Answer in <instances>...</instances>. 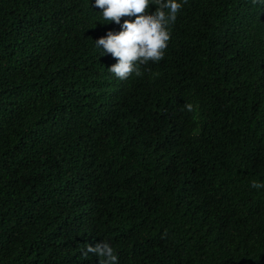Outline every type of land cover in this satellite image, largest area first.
<instances>
[{"label":"trees","instance_id":"16d2710c","mask_svg":"<svg viewBox=\"0 0 264 264\" xmlns=\"http://www.w3.org/2000/svg\"><path fill=\"white\" fill-rule=\"evenodd\" d=\"M181 3L120 79L92 0H0V264H264V3Z\"/></svg>","mask_w":264,"mask_h":264},{"label":"clouds","instance_id":"9594fccd","mask_svg":"<svg viewBox=\"0 0 264 264\" xmlns=\"http://www.w3.org/2000/svg\"><path fill=\"white\" fill-rule=\"evenodd\" d=\"M264 3V0H261ZM98 6L105 21L119 24V30H107L94 40L102 54L110 53L116 58L107 70L124 79L130 73L139 75L137 64L149 60L158 61L164 54L170 36V25L175 21L181 0H92ZM150 5L154 9L148 11ZM130 17L121 20V17ZM191 110V104H185ZM251 187L264 188V180H253ZM95 254L102 258L100 264H115L117 256L113 247L104 239L89 244L83 254Z\"/></svg>","mask_w":264,"mask_h":264}]
</instances>
